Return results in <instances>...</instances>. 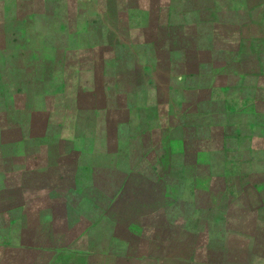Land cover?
I'll use <instances>...</instances> for the list:
<instances>
[{
    "label": "rangeland",
    "instance_id": "rangeland-1",
    "mask_svg": "<svg viewBox=\"0 0 264 264\" xmlns=\"http://www.w3.org/2000/svg\"><path fill=\"white\" fill-rule=\"evenodd\" d=\"M113 2L60 0L45 18V0H0V264H264L251 251L264 223V0H162L183 23L163 51L159 3L135 0L136 68ZM65 26L79 52L52 64L43 40ZM172 59L210 88L158 77ZM109 85L120 94L94 111ZM222 110L236 131L253 122L232 145L210 132Z\"/></svg>",
    "mask_w": 264,
    "mask_h": 264
},
{
    "label": "trees",
    "instance_id": "trees-1",
    "mask_svg": "<svg viewBox=\"0 0 264 264\" xmlns=\"http://www.w3.org/2000/svg\"><path fill=\"white\" fill-rule=\"evenodd\" d=\"M113 11L115 12V15H116V19L118 20V23L119 24V31H118V36H120L122 38V41L120 40V47L122 48V50L124 49V51L128 54H130L131 56V61L133 62V67H137V65L139 63H137V45L138 43L135 42V39H131L130 38V35H129V27L125 26V23L128 24V15H129V12L131 13L132 12V7L134 6V2L135 0H113ZM156 3H159V6L157 7L155 13L152 12L150 10L149 12V18H150V21H155L157 23V29L159 32H162V33H166L165 36L162 35H159L158 34V41H156V45L157 47L163 51V48H164V44L167 43L169 44V47L171 42L174 40H179L178 37H176V34L174 32L175 30V27H179L178 25H180L182 23V21H179L178 23L176 24H172L170 21H169V17L167 15V4H163L162 5V0H155ZM194 1V0H193ZM196 1H199V0H195ZM46 2V10L47 11V17L45 15V18H48V15L51 14L50 10L51 8L55 11H57L58 8V2H60V0H45ZM161 3V5H160ZM59 12V11H58ZM192 12V11H191ZM192 13H197V12H192ZM34 15H32L31 17H33ZM125 16V17H124ZM30 17V16H29ZM105 19L108 17V15H104ZM25 20V19H24ZM122 24V25H120ZM183 25V23H182ZM96 28V27H95ZM66 31V26H65V29L63 30V32L65 33V35H61V33H57V35H53V36H50V37H46L44 38L43 40V50H48V49H53L54 50V58L52 59V64L53 63H56V61L59 59V56L62 55L63 53L66 54L67 53H78L79 52V49H78V43L75 41V38L76 36H74V34H72V36H69L68 33L65 32ZM62 32V31H61ZM73 32V31H72ZM61 40L59 41V45H57V42L56 40ZM213 38L211 37V43L209 44V46H206L204 47V50H206L208 53L211 54V56L215 57H219V55H217L218 52H221L219 51L218 49H215L214 45H213ZM178 42V41H177ZM182 42V41H181ZM210 42V41H209ZM184 44V42H183ZM182 44V46H183ZM66 45V47L64 46ZM153 44H146L145 46L147 47H150L152 46ZM181 47V46H180ZM205 48H208V49H205ZM195 52H199L200 50H202V48L200 47V45H198L195 49ZM176 50H171V52H175ZM225 53V52H224ZM210 56V59L212 60ZM168 63H167V62ZM163 60V61H158V67H155V70H156V74L157 76L159 77L160 75H164L165 78H167V82L169 80H172V79H181V80H187V79H191L193 85H195V87L197 86H200L202 88L205 87V81H206V78H209V75H204L200 72L201 69H199V67H197L196 69L198 70H195L196 72H193V70L191 68L189 69H183L181 68V65L180 63L179 64H176L174 62H176L175 60L172 59L171 63L169 62V60ZM114 62L117 63L116 60H114ZM115 63V64H116ZM167 63V64H166ZM211 75L213 76L214 74V71H211ZM255 74H258L255 73ZM178 75H180L181 77H178ZM236 77L239 78L240 80L244 79L245 77L249 76L248 72L247 71H244V70H239V72H237L236 74ZM104 91V92H103ZM103 91H98L96 93H94V96H96V99H99V100H102L105 105L101 108H95L94 111L98 112L99 110L100 111H104V112H109L110 110V107H108V100H112V97H115L117 98L118 93L115 92V90L111 89L110 88V85L107 86L106 88L103 89ZM257 94V91L256 93ZM133 98V97H132ZM194 152V151H193ZM193 154V155H192ZM194 156L196 158L197 156V153H191V156H190V153H189V158H188V162L187 164L185 165L186 167V170L187 171H191V170H194V166L197 167V162L194 166H192V159H194ZM198 161V160H197ZM199 165V164H198ZM219 176V175H218ZM218 178H221L220 176ZM252 189H254L256 191V187H253ZM256 193V192H255ZM264 206L262 205L261 203H259V209L261 208L262 209V212L264 213V210L261 206ZM259 212H254L253 214V218L255 221H258L257 220V215H258ZM263 222V221H262ZM262 222H258V223H255L253 224L252 226V234L253 235V239L255 238V241H254V244H252L253 248H252V252L253 250H255L256 248L259 250V249H262V251H264V223ZM258 238H263L262 240H258ZM262 242V243H261ZM248 250V249H247ZM256 251V250H255ZM260 251V253L262 252ZM247 253L250 252V251H246ZM257 252V251H256ZM208 253H210L209 250L206 251V258H209L208 261L210 262L211 261V257H209L210 255H208ZM251 253V252H250ZM259 253V254H260ZM255 254V252H254ZM202 262V261H200ZM199 264V263H198ZM224 264H239V263H224Z\"/></svg>",
    "mask_w": 264,
    "mask_h": 264
},
{
    "label": "crops",
    "instance_id": "crops-1",
    "mask_svg": "<svg viewBox=\"0 0 264 264\" xmlns=\"http://www.w3.org/2000/svg\"><path fill=\"white\" fill-rule=\"evenodd\" d=\"M208 79H206L205 83H206V86L205 88L207 87L208 89L210 88L209 86V81ZM260 93V90L258 88H255V87H251L249 88V96H245L246 98H251V99H255V96H257L255 93ZM263 93H264V89H263ZM240 97H243V96H240ZM216 103H220V104H223L224 103V100L222 99H218L216 101ZM223 106V105H222ZM225 110V109H224ZM220 111L218 113L220 114H215L213 113L214 115V122L210 128V132L213 130V129H218V128H221V130L223 131V137H222V140L221 142L224 144V145H232L233 143V138L236 137V136H239V135H242L243 134V131H244V127L247 126V125H250V124H253V122H246L244 121V123H238L239 126L241 128H239L237 131L234 129V127L232 126V117L235 115L233 113H227L226 111ZM257 115H251L252 119L256 118ZM239 122V121H238ZM255 122V121H254ZM207 121H204L202 124L203 126H206L208 124H206ZM243 126V127H242ZM201 127V125L199 126V128ZM264 263V262H263Z\"/></svg>",
    "mask_w": 264,
    "mask_h": 264
},
{
    "label": "water",
    "instance_id": "water-1",
    "mask_svg": "<svg viewBox=\"0 0 264 264\" xmlns=\"http://www.w3.org/2000/svg\"><path fill=\"white\" fill-rule=\"evenodd\" d=\"M204 85L206 86V83Z\"/></svg>",
    "mask_w": 264,
    "mask_h": 264
}]
</instances>
